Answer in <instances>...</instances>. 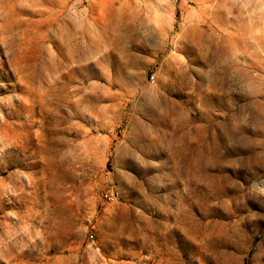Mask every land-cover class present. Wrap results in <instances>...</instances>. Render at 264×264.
I'll return each instance as SVG.
<instances>
[{"label":"rangeland","instance_id":"rangeland-1","mask_svg":"<svg viewBox=\"0 0 264 264\" xmlns=\"http://www.w3.org/2000/svg\"><path fill=\"white\" fill-rule=\"evenodd\" d=\"M0 264H264V0H0Z\"/></svg>","mask_w":264,"mask_h":264},{"label":"built area","instance_id":"built-area-1","mask_svg":"<svg viewBox=\"0 0 264 264\" xmlns=\"http://www.w3.org/2000/svg\"><path fill=\"white\" fill-rule=\"evenodd\" d=\"M154 79V78H152ZM104 197L108 200V201H116L120 198V191L116 188H111L109 190H107L104 193ZM90 237L93 238L94 237V233L90 234Z\"/></svg>","mask_w":264,"mask_h":264}]
</instances>
